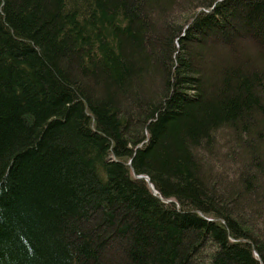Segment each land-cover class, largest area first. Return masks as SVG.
Returning <instances> with one entry per match:
<instances>
[{
  "label": "trees",
  "instance_id": "trees-1",
  "mask_svg": "<svg viewBox=\"0 0 264 264\" xmlns=\"http://www.w3.org/2000/svg\"><path fill=\"white\" fill-rule=\"evenodd\" d=\"M0 264H264V0H0Z\"/></svg>",
  "mask_w": 264,
  "mask_h": 264
}]
</instances>
